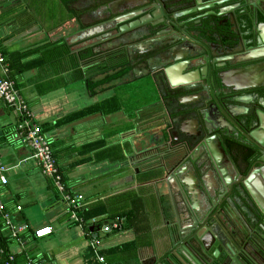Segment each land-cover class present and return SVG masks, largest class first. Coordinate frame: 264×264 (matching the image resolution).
Returning <instances> with one entry per match:
<instances>
[{
  "label": "crops",
  "instance_id": "0c3cea01",
  "mask_svg": "<svg viewBox=\"0 0 264 264\" xmlns=\"http://www.w3.org/2000/svg\"><path fill=\"white\" fill-rule=\"evenodd\" d=\"M91 2L0 0V12L10 9L9 16L0 15V46L7 53L29 52L15 64L17 86L32 110L33 122L48 129L69 191L84 195L85 208L102 204L105 221L125 213L124 225L94 232L101 240L97 250L104 262L100 261L90 246L89 231L70 220L52 180L16 131L18 116L0 99V157L9 179L0 193L13 220L28 225L23 244L8 232L3 235L15 254L14 264H168L176 251L184 261L178 249L182 236L194 226L193 218L181 193L172 192L161 180L160 167L161 155L172 148L170 131L177 135L181 120L166 125L163 115L169 106L158 95L138 102L143 80L148 84L152 79L148 69L92 73L78 51L90 42L92 32L86 27L98 19ZM24 67L28 68L21 71ZM102 103L113 110L64 121ZM177 103L171 105L172 115L182 106ZM151 146L154 149L148 150ZM231 172L226 171L230 179ZM208 181L220 196L219 175ZM227 201L229 197L221 199L223 206ZM195 205L203 209L206 201L198 197ZM231 207L243 225L244 215L236 213L232 203ZM43 225H51L53 234L35 238L33 231Z\"/></svg>",
  "mask_w": 264,
  "mask_h": 264
},
{
  "label": "flooded vegetation",
  "instance_id": "af4514ba",
  "mask_svg": "<svg viewBox=\"0 0 264 264\" xmlns=\"http://www.w3.org/2000/svg\"><path fill=\"white\" fill-rule=\"evenodd\" d=\"M159 1L92 0L91 12H99L98 19L93 18L86 27L92 36L90 42L78 51L91 69H148L157 85L160 102L169 106L163 121L169 125L174 120H181L179 133L174 135L173 130L170 131V150L179 146L184 147L182 153L195 152L194 163L186 160L191 168L199 163L211 175H216L215 166L218 164L220 169L233 171L231 180H235L238 172L243 175L253 167H259L264 155L244 136L258 127L256 110L264 105V59L250 56V51L261 47L259 34L264 32V0H223L209 9L199 8L198 0ZM153 12H160V15L151 17ZM183 12L186 14L174 18V14ZM130 13V20L117 21ZM142 18H146L144 22ZM133 21H138L135 27L120 30L122 25ZM98 31L102 33L96 35ZM184 31L190 38L202 42V46L190 41ZM181 37L185 40L182 41ZM128 44L137 46L135 50H127ZM187 54L192 58L186 69H220L227 93L222 91L219 79L208 85L205 91L202 84L191 89L171 88L169 78L158 69H165L171 64L168 62ZM210 57L212 61L217 60L216 66L210 65ZM212 76H216L214 71ZM216 99L233 112L232 119L240 128L235 129L225 118L221 119L223 128H218L219 122L213 119L216 111L212 110L213 115H208L213 124L210 136L219 134L222 145L215 138L210 140L217 148L216 157L212 158L199 146L204 136L208 137V131L205 132L198 123L195 125L194 121L200 120L198 110H186V107L204 109L212 105L214 108ZM177 102L182 106L172 115L171 105H178ZM173 143L177 145L173 146Z\"/></svg>",
  "mask_w": 264,
  "mask_h": 264
},
{
  "label": "water",
  "instance_id": "95a60500",
  "mask_svg": "<svg viewBox=\"0 0 264 264\" xmlns=\"http://www.w3.org/2000/svg\"><path fill=\"white\" fill-rule=\"evenodd\" d=\"M157 2L160 3L159 0ZM222 2L223 0H213L205 3L203 0H198L197 4L201 9H209L215 3L220 4ZM186 13L191 12L187 11ZM186 13L174 14V18L177 19L178 16ZM131 15L132 13L126 14L119 17L117 21L124 23L131 19ZM158 15H160V12H153L151 17H157ZM167 17L166 14L165 18ZM145 19L142 18V22ZM137 23L138 21H133L129 25L124 24L120 27V30L132 29ZM184 33L187 32L184 31ZM186 36L189 37V33ZM259 37L261 47L250 51V56L264 59V32H261ZM189 39L202 46V42H197V40L190 37ZM184 40L182 38V41ZM136 46L128 44L127 50H135ZM191 58L192 56L188 54L181 58L177 57L168 62L171 64L166 66L165 69H158L169 78L171 88L184 87L191 89L202 84L201 87L205 91L208 85L210 86L212 82L219 79L221 87H223L222 91L226 94V84L221 80L220 69H186L187 66L191 65ZM204 59H206V56H204ZM209 63L211 66H216L217 60L212 61V57H210ZM213 71L216 74L215 77L212 76ZM218 93L220 94V91ZM215 102L214 108H212V105L204 109H201V107L196 109L195 107H186V110H198L200 120H195V125L198 123L205 132L208 131V137L204 136L199 146H202L212 158L216 157L217 148L210 143V140L215 138L218 144L221 145L219 134L215 137L210 136L212 132L209 130L212 129L213 124L210 123L208 115L210 113L213 115L212 110L216 111L213 119L215 122H219L218 128H223L220 125L223 122L222 118L228 120L229 124L235 129L240 128L239 123L234 122L232 119L233 112L225 108L217 99ZM256 114L258 127L250 133H245L244 136L260 149L261 154H264V105L258 106ZM253 126L254 123H252L251 129ZM188 137L190 140V136ZM154 147L151 146L148 150H152ZM182 151H184V147L180 148L178 146L163 153L165 155H161L160 158V167L163 169L161 180L168 184L172 192L178 191L181 193L194 222V226L190 227L189 232L182 236L178 253L184 257V261L188 264H264V155L260 158L259 167H253L243 175L238 172L235 180L228 178L226 176L227 170L220 169L217 164L215 167L220 178V197L216 194V191L214 192L210 188L208 181L212 177L210 171L199 163V165H195V168H191L186 162V160H189L191 164L194 163L195 152L182 153ZM198 197L206 201L203 209H198L195 205V200ZM226 197H229V201L223 206L221 199ZM231 203L234 205L236 213L244 215L245 223L243 225L234 218L235 214ZM221 254L222 256H220ZM178 255L176 251V253L170 255L166 262L168 264H187Z\"/></svg>",
  "mask_w": 264,
  "mask_h": 264
},
{
  "label": "built area",
  "instance_id": "2783aa9c",
  "mask_svg": "<svg viewBox=\"0 0 264 264\" xmlns=\"http://www.w3.org/2000/svg\"><path fill=\"white\" fill-rule=\"evenodd\" d=\"M10 63L6 60V56L0 46V99L6 106L15 112L19 118L16 126L19 136L31 148L32 158L36 160L41 168L42 173L50 178L65 202L70 220L84 227L93 228L87 232L90 235V246L98 256L99 260L104 262V257L99 255L98 248L100 246V238L94 234L95 229L103 232H111L121 229L125 221L124 217L116 216L107 221H100L99 218L92 217L85 219L81 212L85 208L84 195L78 192L69 191L67 184L60 172L57 159L54 156L51 141L42 130L41 126L33 122L32 110L21 94L16 85V81L11 77ZM14 135L15 137L18 135ZM8 167L4 164L0 157V186L8 183L9 179L6 175ZM17 211L22 210V206H17ZM96 227V228H95ZM28 230V225L25 223L15 222L10 212L6 210L4 201L0 193V235L3 232H8L12 238L19 243H24L23 234ZM54 228L51 225H43L33 231L35 238L41 239L52 235ZM4 260L3 264H12L15 260V254L8 251L4 247H0V261Z\"/></svg>",
  "mask_w": 264,
  "mask_h": 264
},
{
  "label": "trees",
  "instance_id": "16d2710c",
  "mask_svg": "<svg viewBox=\"0 0 264 264\" xmlns=\"http://www.w3.org/2000/svg\"><path fill=\"white\" fill-rule=\"evenodd\" d=\"M3 52H4L5 56H6V60L10 63L11 77L16 81L15 73L18 72V71H17V69H15V64H16L17 61L20 62V60L24 57L23 55H27V54H29V52L25 51V52L7 53L4 50H3ZM27 68L28 67H26L25 69H21V71H25ZM102 70L103 69H98V68L97 69H92V73L95 74V73H98V72H100ZM16 85H17V82H16ZM106 103L97 104L96 106H92V107H88V108L82 109L79 112L74 113L71 117L64 119V121L67 122L68 120H71V121L72 120H77V119H80V118L85 117L87 115L93 114L95 112H100V111H102V109H106L105 108ZM112 110L113 109H111V110H107L106 109L107 112H111ZM42 130L45 133L48 132V129L46 127L42 128ZM60 172H61V174H62V176H63V178L65 180V177L63 175V171L61 170V168H60ZM105 213H106V210L102 207V204H99V203H97L96 205L90 206L88 208H84L83 211L81 212L82 216L85 219L96 217V218L100 219L99 222H101V221L103 222V221L106 220V218L102 217L103 215H105ZM116 216H121V217H125V218L127 217V215H125V213H118L116 215L108 217L107 220L108 219H112V218H114ZM87 231L90 232L91 228H88ZM95 231H96V229H95ZM9 244H10V242H9V240H7L6 236L1 234L0 235V247H4L5 249H7L9 251ZM3 262H4V260L0 261V264H3ZM12 264H14V262Z\"/></svg>",
  "mask_w": 264,
  "mask_h": 264
},
{
  "label": "rangeland",
  "instance_id": "374dc122",
  "mask_svg": "<svg viewBox=\"0 0 264 264\" xmlns=\"http://www.w3.org/2000/svg\"><path fill=\"white\" fill-rule=\"evenodd\" d=\"M9 11H10V9L8 7H4V8H2V11L0 12V15L2 17L9 16V14H10ZM143 81L144 82H142V83H144L145 88H142V89L139 90V95H138V102L139 103L143 102L145 99H148V101H150L149 99H154V98L156 99V95L158 94V91L156 90V88L154 86L155 84H153V81H154L153 78L149 80L150 82H148V84H150L151 86L147 84V82H146L147 80H143ZM149 90H150V92H149ZM129 93H130V90H129ZM10 110L13 111L12 109H10Z\"/></svg>",
  "mask_w": 264,
  "mask_h": 264
}]
</instances>
